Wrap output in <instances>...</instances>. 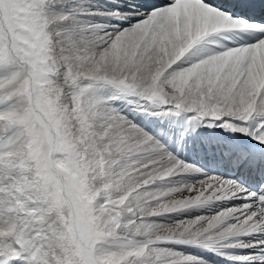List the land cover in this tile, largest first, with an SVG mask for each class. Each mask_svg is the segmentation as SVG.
Returning a JSON list of instances; mask_svg holds the SVG:
<instances>
[{
	"label": "snow or ice",
	"instance_id": "6c2138e0",
	"mask_svg": "<svg viewBox=\"0 0 264 264\" xmlns=\"http://www.w3.org/2000/svg\"><path fill=\"white\" fill-rule=\"evenodd\" d=\"M0 264H264V0H0Z\"/></svg>",
	"mask_w": 264,
	"mask_h": 264
},
{
	"label": "bare ground",
	"instance_id": "6f19581e",
	"mask_svg": "<svg viewBox=\"0 0 264 264\" xmlns=\"http://www.w3.org/2000/svg\"><path fill=\"white\" fill-rule=\"evenodd\" d=\"M204 132L207 134V132H209V130H204ZM201 135H202V133H200ZM229 136H227V138L226 139H224V140H227L229 137H231V134H229V133H227ZM208 139V138H207ZM223 140V141H224ZM212 141H214V138H212Z\"/></svg>",
	"mask_w": 264,
	"mask_h": 264
},
{
	"label": "rangeland",
	"instance_id": "374dc122",
	"mask_svg": "<svg viewBox=\"0 0 264 264\" xmlns=\"http://www.w3.org/2000/svg\"><path fill=\"white\" fill-rule=\"evenodd\" d=\"M199 131V130H198ZM209 131H212V130H209ZM217 131H219L220 133H223L224 134V132H222L221 130H217ZM226 135H228L227 133H225ZM229 136V135H228ZM177 155H178V157L179 158H181V156H180V152L179 153H177Z\"/></svg>",
	"mask_w": 264,
	"mask_h": 264
}]
</instances>
